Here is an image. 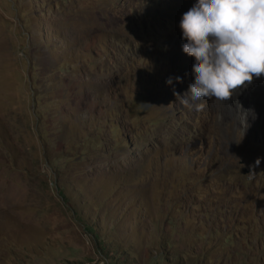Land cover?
<instances>
[{
  "label": "rangeland",
  "instance_id": "obj_1",
  "mask_svg": "<svg viewBox=\"0 0 264 264\" xmlns=\"http://www.w3.org/2000/svg\"><path fill=\"white\" fill-rule=\"evenodd\" d=\"M193 3L0 0V264H264V79L181 103Z\"/></svg>",
  "mask_w": 264,
  "mask_h": 264
},
{
  "label": "clouds",
  "instance_id": "obj_2",
  "mask_svg": "<svg viewBox=\"0 0 264 264\" xmlns=\"http://www.w3.org/2000/svg\"><path fill=\"white\" fill-rule=\"evenodd\" d=\"M179 28L182 50L194 59L193 80L181 96L189 110L203 111L206 99L226 101L264 74V0H195Z\"/></svg>",
  "mask_w": 264,
  "mask_h": 264
},
{
  "label": "bare ground",
  "instance_id": "obj_3",
  "mask_svg": "<svg viewBox=\"0 0 264 264\" xmlns=\"http://www.w3.org/2000/svg\"><path fill=\"white\" fill-rule=\"evenodd\" d=\"M263 74H261L259 77H256L254 75L253 80L251 83L249 82H245L244 86L242 87H238V89L241 91V96L239 98H243V97H248L249 96V92L251 90H255L260 84H263Z\"/></svg>",
  "mask_w": 264,
  "mask_h": 264
}]
</instances>
